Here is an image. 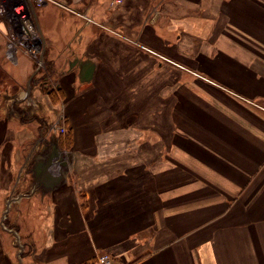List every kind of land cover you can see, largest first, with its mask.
<instances>
[{"label": "crops", "instance_id": "obj_1", "mask_svg": "<svg viewBox=\"0 0 264 264\" xmlns=\"http://www.w3.org/2000/svg\"><path fill=\"white\" fill-rule=\"evenodd\" d=\"M65 2L33 12L60 72L53 93L24 55L7 70L26 85L12 104L28 102L0 116V167L17 168L0 181V217L15 219L0 220V264H93L102 251L264 264V0H158L160 25L152 0ZM80 17L125 34L69 30ZM59 102L67 145L53 135Z\"/></svg>", "mask_w": 264, "mask_h": 264}, {"label": "rangeland", "instance_id": "obj_2", "mask_svg": "<svg viewBox=\"0 0 264 264\" xmlns=\"http://www.w3.org/2000/svg\"><path fill=\"white\" fill-rule=\"evenodd\" d=\"M3 1V5H4V10H5V15H0V33L2 35V39H0V50L3 52V49H4V60L1 62L3 63V67H4V71H1L0 70V116L2 115H5L4 113H8L7 111H9V107H13L14 109H18L19 106L21 105H26L25 103L28 102V99H22L21 103H18V99H17V103H13L12 104V101L15 100V99H11L13 98L14 96H17L20 94V93H23L24 90L26 89V85H25V82L22 81V83H19L17 81H14V77L17 76V71H9L10 72V76H7V70L8 69H15V65L17 64L16 63V60H17V57L18 55L22 54L24 55L25 57H27L28 59H30L31 61H33L34 65L37 66V63H36V59H31L29 55H26L24 54L23 52H19L17 51L15 53V55L10 58V57H7L6 55V46L5 44H7L8 42V36H9V33H14V34H18V32L20 33V31L23 32V28H22V24H24V21L21 19H23V17H20L21 16V5L22 7H24V9L22 10H26V16L28 15L27 11L29 12V9L27 10V7L25 5H28L27 3V0H2ZM35 1V0H34ZM57 2V5L60 6H67L66 4V0H54ZM117 1L120 2V0H114V2ZM157 1L158 0H152V2L154 3V22L155 23H159V25L163 22V21H167V16H162V13L161 12V9H160V6L159 4H157ZM20 5V6H19ZM35 5V4H34ZM40 5H38L39 7ZM33 7V10L35 9L34 7L35 6H32ZM37 7V6H36ZM67 8V7H66ZM69 8L71 11H76L78 12L79 14H81L82 16H85V13L82 12V10L80 8H78L80 10H77L76 7H72L69 5ZM62 9V8H61ZM65 9V8H64ZM63 9V10H64ZM20 18V19H19ZM26 17H24L25 19ZM89 18V17H88ZM81 19V17H80ZM84 19V18H83ZM85 20V19H84ZM84 20H80V21H74V23L72 24V26L70 25V29L71 31H77L78 30H87L90 31V32H93V33H97V32H107V33H111L113 35H116V33H119V34H125L123 31L121 32L120 29L116 28L115 25L113 23H108V22H98L96 21L95 23H92V22H88V24H85L84 23ZM69 21V20H68ZM87 21V20H85ZM71 24V23H70ZM38 31V29H37ZM36 31V34H37V37L36 36H33L32 38V43L33 46H39V43L42 44V48L44 46V40L42 39V34L40 31H38L37 33ZM117 36V35H116ZM118 37V36H117ZM49 58L45 59L43 57L42 59V64L40 67H36V76H37V83L40 82L41 85H47L46 87L49 88V89H54L57 85V81H56V77L57 75L60 73L59 71H54L53 67L51 65V62L48 60ZM12 67V68H11ZM67 66L64 65V67H62L63 69H65ZM39 76V77H38ZM16 79H18V77H16ZM19 84L15 90H13V93L11 92V88H9L8 90V84H10V86H12L13 84ZM12 84V85H11ZM14 86V85H13ZM30 86H33L32 85V82L31 84L29 85ZM6 88V90L4 89ZM32 88V87H31ZM17 90V91H16ZM6 91V92H5ZM2 92H5L4 94ZM11 92V93H10ZM31 93V92H30ZM30 93H28L30 95ZM2 94L6 97H8L9 99H1L2 97ZM28 94H25L28 96ZM32 102L29 103L28 106H30L31 108H34L33 106V103H37V104H40V99H31ZM159 100L161 99H155V103L156 102H160ZM62 104V102H59V105L54 109L56 111H54L52 114L54 117L53 118V125L54 124H57V125H62L64 124V129L63 130H58L56 129V131L53 133L55 139H57L56 137L59 136V142H61L62 144H64L62 141L64 139V134L67 133V128H66V120H65V117H64V112L62 111V106L60 105ZM36 107V106H35ZM20 109V108H19ZM33 117H34V114H31ZM23 119V118H22ZM30 135V134H29ZM29 138L28 137V140H27V143H32V142H35L36 143V140H37V137L34 135L32 138H30L31 140L29 141ZM29 141V142H28ZM56 141V140H55ZM29 143V144H30ZM21 145H25V141L23 140L22 142H20ZM5 156H7L8 154L7 153H4ZM21 154V153H20ZM2 156V154H0ZM0 156V160H2V157ZM19 156V157H18ZM15 157H18L16 158L17 159V163L18 165H20V163H22L23 161V157H21V155H15ZM22 161V162H20ZM1 171H4L5 174H1ZM10 171V170H9ZM7 168L5 169H2V167H0V181L3 180L2 177H5V180H12L14 181L16 176H17V168H12L11 171L9 172ZM8 173V175H7ZM3 175V176H2ZM1 187H2V183L0 182V190H1ZM1 202H4V201H1L0 200V204ZM2 217H0V220L7 224L8 226H13L15 223L14 220L15 219H8V217H5L4 219H1Z\"/></svg>", "mask_w": 264, "mask_h": 264}, {"label": "built area", "instance_id": "obj_3", "mask_svg": "<svg viewBox=\"0 0 264 264\" xmlns=\"http://www.w3.org/2000/svg\"><path fill=\"white\" fill-rule=\"evenodd\" d=\"M48 2L57 3L54 0H35V1L27 0L28 5H25V6L27 7V10L29 9V12L27 11L28 15L26 16V10H24V13H22L20 16V17H23L21 21L22 20L24 21V24H22L23 32L20 31V33L18 32V34H14L12 32L9 33L8 42L7 44H5L7 45L6 46L7 57L12 58L17 51L19 52L21 51L24 54L29 55L31 59L32 58L36 59L35 61L37 63V67L41 66L42 59L40 55L43 50L42 44L39 43L38 47L35 45L33 46V44H31L33 36L37 37V34H36L37 26H36L35 19H33L34 10L32 6H35V7L36 6L38 7V5L43 6V4L48 3ZM3 7H4L3 1L0 0V15H5L4 14L5 10ZM24 17L26 18L24 19ZM88 20H91V19L88 18ZM160 58L164 60L167 59L165 56H162V55H160ZM63 129H64V124L60 125L58 130H63ZM93 264H123V263L115 261V259L110 253L102 251V252H96L94 256Z\"/></svg>", "mask_w": 264, "mask_h": 264}, {"label": "water", "instance_id": "obj_4", "mask_svg": "<svg viewBox=\"0 0 264 264\" xmlns=\"http://www.w3.org/2000/svg\"><path fill=\"white\" fill-rule=\"evenodd\" d=\"M41 56V55H40ZM42 59V56H41ZM93 71V64L89 61L85 62L82 66H81V70H80V79L81 80H88V78L91 77ZM56 152L52 153L50 158L54 157ZM49 165V164H48ZM45 174H49L47 171H45ZM59 176L58 175H54V180L58 179Z\"/></svg>", "mask_w": 264, "mask_h": 264}, {"label": "trees", "instance_id": "obj_5", "mask_svg": "<svg viewBox=\"0 0 264 264\" xmlns=\"http://www.w3.org/2000/svg\"><path fill=\"white\" fill-rule=\"evenodd\" d=\"M49 92H52L53 93V89H49ZM69 137H70V133L67 131V133H65L64 134V139H63V143L65 144V145H67L69 142ZM84 264H86V263H84Z\"/></svg>", "mask_w": 264, "mask_h": 264}, {"label": "bare ground", "instance_id": "obj_6", "mask_svg": "<svg viewBox=\"0 0 264 264\" xmlns=\"http://www.w3.org/2000/svg\"><path fill=\"white\" fill-rule=\"evenodd\" d=\"M20 7H21V14H22V13H24V10H22V9H24V7H22V5Z\"/></svg>", "mask_w": 264, "mask_h": 264}]
</instances>
